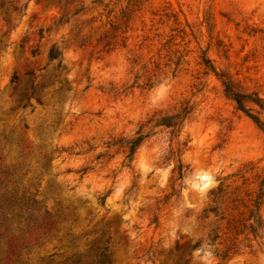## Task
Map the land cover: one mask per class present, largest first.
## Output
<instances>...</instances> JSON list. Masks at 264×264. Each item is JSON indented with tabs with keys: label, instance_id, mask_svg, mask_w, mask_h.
Masks as SVG:
<instances>
[{
	"label": "rangeland",
	"instance_id": "1",
	"mask_svg": "<svg viewBox=\"0 0 264 264\" xmlns=\"http://www.w3.org/2000/svg\"><path fill=\"white\" fill-rule=\"evenodd\" d=\"M0 264H264V0H0Z\"/></svg>",
	"mask_w": 264,
	"mask_h": 264
},
{
	"label": "trees",
	"instance_id": "2",
	"mask_svg": "<svg viewBox=\"0 0 264 264\" xmlns=\"http://www.w3.org/2000/svg\"><path fill=\"white\" fill-rule=\"evenodd\" d=\"M51 56H53V55H51ZM233 95H234V99H235L236 103L240 106L242 104L240 97L238 95H235V94H233ZM162 124L165 126L174 127L177 125V122L176 121H174V122H163ZM141 140H142V136L138 135L137 137L130 138L126 141V145H125L126 151H127L126 157H128L130 159L132 158V156H133L137 146L140 144ZM178 174H179V177L182 176V166L178 167Z\"/></svg>",
	"mask_w": 264,
	"mask_h": 264
}]
</instances>
